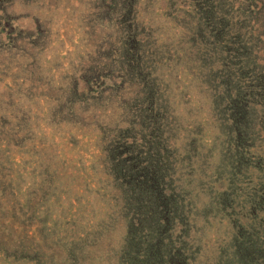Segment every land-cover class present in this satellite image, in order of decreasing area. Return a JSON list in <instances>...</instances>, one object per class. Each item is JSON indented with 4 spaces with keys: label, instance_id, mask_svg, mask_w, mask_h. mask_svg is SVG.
<instances>
[{
    "label": "rangeland",
    "instance_id": "374dc122",
    "mask_svg": "<svg viewBox=\"0 0 264 264\" xmlns=\"http://www.w3.org/2000/svg\"><path fill=\"white\" fill-rule=\"evenodd\" d=\"M261 263L264 0H0V264Z\"/></svg>",
    "mask_w": 264,
    "mask_h": 264
},
{
    "label": "trees",
    "instance_id": "16d2710c",
    "mask_svg": "<svg viewBox=\"0 0 264 264\" xmlns=\"http://www.w3.org/2000/svg\"><path fill=\"white\" fill-rule=\"evenodd\" d=\"M209 7V9L211 10V13H210V15H211V17H212V19H214L215 21H220V13L219 14H217V11H214V12H212V10L213 9H218L214 4L213 5H211V6H208ZM221 20H222V22L223 21H225L226 20V18H225V16H224V18H223V16H222V18H221ZM206 45H207V43H206ZM213 47H215V46H213ZM203 66V65H202ZM205 67H206V65H204ZM222 69H225V70H228V67L226 66V65H223L222 66ZM222 71V70H221ZM212 75H214L212 72H210ZM229 73H231L230 72V70H229ZM217 74L218 75H221V78L223 79V78H227V77H229L230 75H228V74H223L222 72H220V71H218L217 72ZM216 76V75H215ZM214 76V77H215ZM216 80H213V79H210V80H208V82H210L211 83V85H212V87H215V84H216V82H215ZM215 82V83H214ZM148 87H150V84L148 85ZM238 94H240L239 92H237ZM227 101V98H224V99H219L218 100V106H219V108L222 110L223 109V107H222V104H223V102L224 101ZM236 102V101H235ZM238 106H239V104L236 102V105H235V103H233V96H231L230 97V101H229V103L227 104V109L229 110V112L231 111V109H233L234 111H232V116H234L233 118H234V121L235 122H239V121H241V120H237V119H240V115L238 114ZM225 111H227V110H225ZM231 153H233L232 151H230V153L229 154H227V159H226V161L227 162H232L233 160H234V156L235 155H232ZM227 162H225L226 164H227ZM257 165L254 161H252V162H248L247 164H245L246 165V168H245V172H244V170L242 169V172H241V174H240V176H239V179H241L242 180V182H244V180L246 179V180H249L250 179V171L251 170H248V167H249V165ZM149 168V170L147 169V166H145L144 167V169L143 170H139V172H138V174L136 175V177H140V179H142V180H138V186L139 187H142V185H145L146 183L148 184V183H150V186H152V187H150V192H155V190H156V187L154 186V185H156V183H154L153 182V180H152V177L156 174V169H154L153 167H148ZM144 174V175H143ZM143 175V176H142ZM246 175V176H245ZM141 183V184H140ZM157 184H158V182H157ZM137 185V184H136ZM144 187V186H143ZM159 187V186H158ZM141 190V189H140ZM142 192V191H141ZM261 202V201H260ZM257 204L259 205L260 203H256L254 206H252L251 208H250V211H252V212H255V213H253V214H255L254 216H256L257 215V209H258V207H257ZM257 207V208H256ZM149 221H148V226H147V229H143L142 231H144L145 233H147V235H148V237H149V241H150V244H152L153 246L155 245V246H157V242H156V240H155V238L153 237V235H152V228H151V226H150V224H151V221H152V218H150L149 217V219H148ZM144 222V221H143ZM260 226L261 227H263L262 226V224H260ZM144 233V234H145ZM158 239V238H157ZM158 241V240H157ZM156 248V247H155ZM159 247H157V249H158ZM164 256V255H163ZM162 256V257H163ZM262 264V263H261Z\"/></svg>",
    "mask_w": 264,
    "mask_h": 264
}]
</instances>
